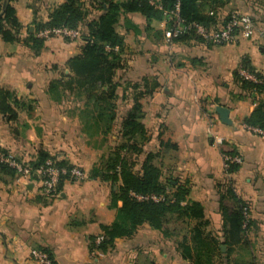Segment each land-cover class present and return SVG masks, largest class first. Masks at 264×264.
<instances>
[{
    "label": "crops",
    "instance_id": "crops-1",
    "mask_svg": "<svg viewBox=\"0 0 264 264\" xmlns=\"http://www.w3.org/2000/svg\"><path fill=\"white\" fill-rule=\"evenodd\" d=\"M79 1L90 17L98 13L93 0ZM253 1L232 0L218 8L214 27L223 26L229 13L238 10L264 31V9ZM65 2L12 1L20 41L5 43L0 37V88L12 95L17 118L8 121L0 115V148L25 165L44 151L81 168L85 178L65 180L48 198L40 193L37 175L0 173V264H37L34 250L51 256L54 264H140L147 257L151 264H191L178 249L190 237V228L181 234L170 229L165 236L145 224L132 238L117 239L108 253L90 249L92 239L102 237L101 225H111L117 215L111 204L117 185L91 174L122 143L120 118L132 109L136 94L141 95L147 139L145 153L135 160L140 165L145 154H153L161 180L173 184L171 191L189 189L188 199L203 206L206 232L213 237L223 236L221 208L244 202L252 221L250 246H233L229 259L231 264L252 258L264 264V138L245 128V119L264 103V89H247L239 77L247 66L264 81V38L242 37L236 45L221 47L196 39L168 43L165 20L122 15L117 30L125 42L123 68L115 78L121 85L116 92L118 119L105 135L104 125L94 119L93 103L61 86L51 89L54 81L72 76L67 63L84 45L81 35L45 39L36 32ZM32 36L43 39L40 50ZM136 84L140 87L134 90ZM217 106L229 109L231 125L221 121ZM222 143L242 158L235 171L225 168Z\"/></svg>",
    "mask_w": 264,
    "mask_h": 264
},
{
    "label": "trees",
    "instance_id": "trees-1",
    "mask_svg": "<svg viewBox=\"0 0 264 264\" xmlns=\"http://www.w3.org/2000/svg\"><path fill=\"white\" fill-rule=\"evenodd\" d=\"M13 0H0V37L5 43L20 41L21 24L18 21ZM98 13L90 17V11L79 0H67L56 7L50 15L48 23L37 29V34L45 29L67 28L79 30L84 40L81 53L70 59L67 66L72 73L66 81H54L51 89L60 86L68 89L77 96H83L87 102L93 103L94 119L102 123L103 133L107 135L111 131L113 122L117 120L118 96L117 89L121 86L116 78V73L123 68V52L125 48L124 38L117 28L122 15L139 13L147 20H164L163 11L155 5H161L163 10H172L176 0H93ZM232 0H180V15L186 24H201L206 27L215 26V11L225 6ZM210 12L213 15H210ZM188 39L200 40L195 34H187L175 41ZM30 41L37 50L43 46V39L32 36ZM117 48V50H116ZM248 69L247 66H243ZM253 71L252 69H248ZM240 77V76H239ZM259 77V76H258ZM260 78V77H259ZM243 86L250 90L264 89L261 85L244 81ZM134 90L140 85L132 86ZM141 95L136 94L132 109L120 118V137L122 143L116 146L104 158L99 166H96L91 174L94 179L110 182L117 185L112 194L111 204L116 208L117 215L111 225H101L102 240L96 242L92 239L90 249L108 253L115 247V241L119 238H132L145 224L152 229L162 232L165 236L169 230L167 225L172 222H181L186 225L190 237H184L178 243V249L184 260L191 264H217L214 262L221 246L228 248L226 260L222 264H231L230 254L232 247L236 245L250 246L249 236L252 221L248 220L245 227L244 202L236 200L234 208L223 206L221 208L223 225L222 238L213 237L206 232L209 225L205 220L203 206L195 201H189V189L177 186L174 191L171 181H162L161 170L153 164V154H145V158L139 165L135 156L139 157L144 152V142L147 139V130L142 123ZM13 97L9 91L0 88V115L6 120L13 121L17 118L16 111L12 108ZM247 125L259 127L264 130V103L258 105L254 112L245 119ZM221 150L224 154L235 156L228 144L222 143ZM0 155H9L0 148ZM47 160L56 161L61 168L71 169L74 166L65 161H59L56 157L40 151L35 161L29 163L32 169V177ZM139 166V168H138ZM236 166L231 165L229 172L235 171ZM0 173L14 176L16 171L0 161ZM68 176L63 177L57 187L59 192ZM155 195L161 197L160 201H139L132 196ZM121 206L118 207V203ZM194 223V224H193ZM51 259L52 257L49 256ZM234 264H257L252 258L249 261H241Z\"/></svg>",
    "mask_w": 264,
    "mask_h": 264
},
{
    "label": "built area",
    "instance_id": "built-area-1",
    "mask_svg": "<svg viewBox=\"0 0 264 264\" xmlns=\"http://www.w3.org/2000/svg\"><path fill=\"white\" fill-rule=\"evenodd\" d=\"M157 9L163 11L166 22V41L172 43L179 37L187 34H195L205 44H211L215 46H227L234 45L239 42L243 37L251 39L252 37H263L264 31L257 30L256 24L253 18L238 10H233L229 13L226 22L219 28L206 27L201 24H186L180 15V0H176L174 8L172 10H163L161 5H155ZM81 33L79 30H71L67 28H53L45 29L40 32V37L49 39L51 37H63V38H77L80 37ZM117 50V48H116ZM239 76L242 80L251 82L254 84H263V79L259 78L258 75L246 68L239 70ZM245 128L260 137L264 138V130L259 127H253L245 125ZM225 168L228 170L231 165L242 164V158L235 155H223ZM0 161L7 164L9 167L16 171V174L22 177H32L33 171L29 165H25L17 161L11 155H0ZM40 181V190L46 197H53L57 194V187L63 177L68 176L71 180H82L85 178L84 172L81 168L74 166L71 169L61 168L56 165V161L47 160L43 166L36 171ZM132 196L139 201H160L161 197L155 195H138L132 193ZM244 216L246 219L245 227L247 226L248 220L250 219V208H244ZM249 236V232L247 233ZM102 237L99 239V242ZM32 258L37 264H54L50 257L40 251H32Z\"/></svg>",
    "mask_w": 264,
    "mask_h": 264
},
{
    "label": "rangeland",
    "instance_id": "rangeland-1",
    "mask_svg": "<svg viewBox=\"0 0 264 264\" xmlns=\"http://www.w3.org/2000/svg\"><path fill=\"white\" fill-rule=\"evenodd\" d=\"M258 9H264V2L263 1H261L260 2V0H255V1H253L252 2ZM90 6V5H89ZM261 7V8H260ZM85 8H87L88 10H89V8L88 7H85ZM256 24V23H255ZM256 27H257V30H259L258 29V26H257V24H256ZM258 40V39H263V37L261 38H256V37H252L251 39H248V40ZM199 41H201V40H199ZM202 42V41H201ZM204 43V42H203ZM234 45H236V44H234ZM228 46V45H227ZM230 46V45H229ZM217 47H221V46H217ZM40 193H41V195H43L44 197H46L43 193H42V191L40 190ZM49 198V197H48ZM248 207V206H247ZM186 225H184L183 223H177V222H174L173 220H172V222L170 223V224H168L167 225V229L168 230H172V229H175L174 231H178V233L179 234H181L182 232L184 233L185 232V230H186ZM184 229V230H183ZM228 254V249H226V251L225 252H223V253H218L217 254V257H216V259H214V262H219V260H220V263H217V264H222V260H226V258H227V255ZM148 259V260H147ZM147 259L146 258H144V260L140 263V264H151L152 262H151V258H149V257H147Z\"/></svg>",
    "mask_w": 264,
    "mask_h": 264
},
{
    "label": "water",
    "instance_id": "water-1",
    "mask_svg": "<svg viewBox=\"0 0 264 264\" xmlns=\"http://www.w3.org/2000/svg\"><path fill=\"white\" fill-rule=\"evenodd\" d=\"M216 113L219 115L221 121L227 125H231L232 121L229 119V109L223 107V106H217L216 107ZM226 247L225 246H221V251L225 252Z\"/></svg>",
    "mask_w": 264,
    "mask_h": 264
}]
</instances>
